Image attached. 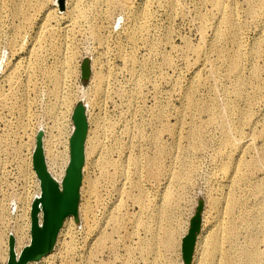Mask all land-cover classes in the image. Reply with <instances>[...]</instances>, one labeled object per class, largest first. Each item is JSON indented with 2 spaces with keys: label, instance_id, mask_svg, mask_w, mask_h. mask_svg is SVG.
I'll use <instances>...</instances> for the list:
<instances>
[{
  "label": "rangeland",
  "instance_id": "rangeland-1",
  "mask_svg": "<svg viewBox=\"0 0 264 264\" xmlns=\"http://www.w3.org/2000/svg\"><path fill=\"white\" fill-rule=\"evenodd\" d=\"M123 1L0 0V264L8 263L10 244L17 256L31 241V208L39 196L33 165L37 143L46 165L44 137L53 135L55 148L62 149L58 139L66 126L70 157L72 115L78 104L85 122L82 169L87 162L86 100H94V81L91 67L89 76L82 77L81 65L87 60L91 66L94 59L110 77L102 85L109 86L100 106L89 105L100 121L99 129L110 127L101 140L110 149L118 142L119 151L111 156L121 159L125 172L128 158L140 157L144 164L143 153L156 152L151 136L157 132V146L163 149L158 174L145 177L143 185L151 215L167 192V214L161 220L146 216V210L137 216L141 209L132 199V184L124 179L119 193L121 180L115 181L117 188L107 185L109 171L105 172L103 199L87 196L95 216L86 220L80 216L79 189L70 225L64 226L67 217H63L49 250L24 264H183L180 240L199 200L203 232L192 264H248L243 249L249 232L259 239L257 248L263 253L259 264H264V5L261 0ZM52 31L60 33V44L71 55L62 85L68 93L66 103L74 99L71 111L57 125L47 105L54 102L64 111L65 103L51 98L50 83L42 74L29 90L26 117L21 118L20 103L12 95L21 88L38 53L45 67L55 61L45 39ZM232 57L239 71L230 70ZM34 67L38 68L35 62ZM64 121L68 127L61 124ZM132 169L133 165L129 174ZM83 174L82 170L79 185ZM98 174L99 169L90 165L89 176ZM230 197L239 199L233 209ZM117 199L122 206L111 212L122 215L101 216ZM24 208L28 216H22ZM139 217L143 224L138 225ZM27 218L30 239L17 254L16 231ZM36 218L41 224L40 213ZM87 224L97 225L91 234ZM99 226L109 234L103 245H95ZM163 228L169 245H161Z\"/></svg>",
  "mask_w": 264,
  "mask_h": 264
},
{
  "label": "bare ground",
  "instance_id": "bare-ground-1",
  "mask_svg": "<svg viewBox=\"0 0 264 264\" xmlns=\"http://www.w3.org/2000/svg\"><path fill=\"white\" fill-rule=\"evenodd\" d=\"M261 2H262V5H264V0H261ZM40 8H44V6H41ZM90 21H91V19H90ZM92 24H93V22H92ZM95 26L96 25L94 24L92 27L95 28ZM263 26H264V24H263ZM94 33H96V32L94 31ZM60 37H61L60 33L52 31V32H49L47 35V38H45V39H47V41H49L48 42L49 46H48L47 50L51 51L49 53H51L52 56H54V58H55V61L51 64V66H48V67L43 66L42 63H43L44 58H43V56L41 57V55L38 53L36 58L33 57L32 63L31 62L29 63V67L32 66V69H31V71H30V68L26 70L27 77H26L25 81L22 83L21 88L19 90H15V93H14V91L12 92V95L16 94V99L20 103V116H21V118L26 117L29 114V106L31 104V97H30V91L29 90L36 86L37 81H38L37 80L38 74H42L44 77H46V79L50 83V89H49L48 93L51 95V98L59 99V103H60V100H61V103H65V110L64 111L59 109L58 105L54 102H52V103L50 102L47 105L46 109H47L48 115L50 116V118L53 121H56V123L54 122V124L57 125V121L61 117L66 118V116L68 115V113L72 109V105H73L72 101L74 99H72V101L70 100L68 103H66V100L68 98L67 97L68 93L65 94V92H64L65 87L62 85L63 80H64V74H65V72H67L66 71V65L67 64L70 65L71 55L67 54V52H68L67 47L64 48L63 45L60 44V42H59ZM230 59H232L231 64L229 66L230 70L231 71H239V65L236 62V57H232ZM34 62L37 63L38 68L34 67ZM93 62L94 63H92L90 66L92 68V73H91L90 77H91V80L94 81V86L92 88L93 89L92 94L95 97L93 96L94 100H92V98L90 100H86V106H87L86 110H87V114H88L86 117L88 118L90 127L88 130L86 146L84 149L85 155L87 157V162L83 166V169H82L84 174H83L82 184L80 185L81 202L79 203L78 212L80 213V216H82L85 220L89 216H95L93 213L94 210L92 207V203L90 201V198L87 199V196L95 197V199L98 201L102 200L103 199L102 193H101L102 188H106L108 184L110 185V183H111L110 186H113L115 181L116 180L119 181V179L121 180L120 181L121 184L119 183L120 187L118 188V192L120 193L121 191L124 190L123 189L124 179H128L130 184H132L133 188L135 189V193L132 195L133 196L132 199L136 204L139 205V207L141 209L137 216H144V210H146L147 211L146 216H152V217L153 216H160V220H161V217L162 216L164 217L167 214V201H164L167 198V192L164 194V199H163L164 203H162L163 201L159 202V205L155 209L154 214L151 215L152 210L150 209V201L148 198V194H147V192L144 188V185H143L145 177H150V178L156 177V175L158 174V168H157L158 157H159V153L161 154L163 149L160 146H157V135H156L157 132H155L151 136V140L154 142V147L157 148L156 152L151 153V154H147L146 152L143 153L144 154L143 155L144 164H142L140 162V157L135 156L133 158H131V157L128 158L127 162L125 164L126 169L124 172V170H122V167H121L122 166L121 159H119V157L114 159V158H112L113 156H111L112 153L119 151L118 142L113 144L111 146V149H110L106 145V143H104V141L101 140L103 134H106V130H108L109 126L107 128H103L105 130H103L102 128L99 129L100 121H99L98 117L96 118L95 115L93 114V112L91 113V111L89 110L90 109L89 105L91 106V104L100 106V102H102L103 98L107 95L106 94V88L109 86V85L107 86V83H106L107 87L105 86V88H104L102 86L105 81H108V78L106 80V77L109 74L105 75V74H103V72H101V70L97 67L98 61L96 59H94ZM47 71H50V72H47ZM51 72H55V74H53ZM86 91H88V90H86ZM90 91H91V89H90ZM90 93L91 92H89V94ZM82 94H83V96H85L84 91H82ZM239 94H240V92L237 91L238 96H240ZM87 97H88V95H87ZM63 123L66 125L68 124L65 121L61 122V124H63ZM65 127L62 126V129H60L61 131H63L64 135L62 136V138L58 139V141H59L58 143L62 144V146H61L62 149L55 148L56 147L55 146L56 140H54L53 135H50V136L48 135V137L45 136L43 139V149L45 151L44 154L46 157V166H47L48 171L52 175V177H54L56 180H60L62 178V176L65 172L66 165L68 163V159H69V134H70V131L69 130L67 131V129ZM67 127H68V125H67ZM262 133L264 135V130L262 131ZM117 156L118 155L116 153V157ZM261 157L264 158V151L261 153ZM130 160H132V161H130ZM234 160L237 163H241L238 158H235ZM249 163L250 162L247 163L248 166H249ZM90 165L91 166L93 165V166H95V168L97 167L99 169L98 176H95V177L89 176ZM131 165H133V169L131 170L132 172L129 174L128 172H129ZM110 169H111V171H110ZM126 170H127V172H126ZM143 170L145 171V173H142ZM108 171H109L108 176L105 175L107 185H105V187H104V174H107ZM105 172H107V173H105ZM161 173H162V170H161ZM243 174H245V171L243 172ZM120 175H121V178H119ZM176 177H177V175H176ZM35 184H36V194L35 195L38 196L39 191H40L38 179H36ZM113 187H116V186L114 185ZM116 188H115V190H116ZM260 189L261 188H259V185H257L256 191L259 192ZM105 190L108 191V189H105ZM237 201H239V199H237V198L234 199L233 197H230L231 209L234 208L235 203H237ZM24 206L27 207L28 204L24 205ZM121 206H122L121 199H117L116 202L108 205V209L106 211H104L101 216H105L107 218L109 216H120L122 214H120L119 212H118L119 214H117V213L115 214V213L111 212V209L114 208L116 210H119ZM24 215L28 216V211L25 208H24L22 216H24ZM135 219H136V217H135ZM72 220L73 219L71 216L67 217L65 222H64V224H65L64 226H66V228H67L70 225V223L72 222ZM160 220L158 222L161 226L162 223L160 222ZM112 221H113V219H112ZM137 223H138V225L143 224L141 217H139L137 219ZM90 226L87 224V228H88L87 234H91L93 232V228L97 225L93 226L92 228H90ZM114 226L116 227L117 225L114 224ZM163 229H164V231H163L164 236L161 239V245L162 244L163 245L164 244L169 245L171 240L168 243L166 241L167 240V229L166 228H163ZM234 230L235 229H233L231 231L233 232ZM186 232H185V234H186ZM202 232H203V230L201 229V231L197 235L194 253H196V251L199 249L198 245H197L198 244V238L200 237ZM249 233H250V239H249L248 245L245 247V249H243V258L247 261L248 264H259V262H260L259 258L263 256L262 250L257 248V242L259 239L258 238L255 239V236L252 235L253 232H249ZM108 235L109 234L106 232V230H104L101 226H99L97 232L95 233V238H96L95 245H103L104 241L108 239ZM182 237H181V240H182ZM28 239H30V238H29V220L27 218L26 221H24L23 226L19 227L16 231V238L14 241L15 242L14 249H15L17 254L21 250L22 245L25 242H28ZM181 240H180V253H181ZM262 240H264V239H262ZM218 241L219 240L217 239L215 247L218 245ZM155 243H156V241H155ZM144 245H146V244L142 243V247ZM67 247H68V249H72L73 244L71 242H68ZM46 256H48V255H46ZM46 256H44V258H46ZM194 258L195 257L193 254V258H192V261L190 264H192V262H194ZM202 261L204 263H207V261H205V260H202ZM208 264H210V263H208Z\"/></svg>",
  "mask_w": 264,
  "mask_h": 264
},
{
  "label": "water",
  "instance_id": "water-1",
  "mask_svg": "<svg viewBox=\"0 0 264 264\" xmlns=\"http://www.w3.org/2000/svg\"><path fill=\"white\" fill-rule=\"evenodd\" d=\"M82 77L87 78L90 74V66L87 60L81 65ZM82 106L77 105L73 110L74 131L70 139V157L68 166L65 168L63 177L56 180L43 163L40 153L39 142L34 152L33 165L38 177L46 184V192L43 198L41 194L36 198L31 208V241L20 253L15 256L11 249L7 264H24L45 254L53 241L55 231L63 217L76 215V204L80 189L81 161H82V138L85 128ZM61 189V190H60ZM44 200L50 206L46 209L44 222L34 223L33 205L37 200ZM203 202L198 201L195 212L189 220L186 234L181 240V257L183 264H190L193 258L197 235L202 225Z\"/></svg>",
  "mask_w": 264,
  "mask_h": 264
},
{
  "label": "flooded vegetation",
  "instance_id": "flooded-vegetation-1",
  "mask_svg": "<svg viewBox=\"0 0 264 264\" xmlns=\"http://www.w3.org/2000/svg\"><path fill=\"white\" fill-rule=\"evenodd\" d=\"M39 178V177H38ZM39 186H40V191H39V195L41 194V198H43L44 196V193L46 192V184H44V181H42L40 178H39ZM61 190V189H60ZM33 210H34V216H37L38 213H40V216H41V222H44V216H45V212H46V209L48 210V208L50 207L48 205L47 207V204L44 200H37L36 203L33 205ZM34 223L36 225H38V219L35 218V221ZM58 227V226H57Z\"/></svg>",
  "mask_w": 264,
  "mask_h": 264
}]
</instances>
